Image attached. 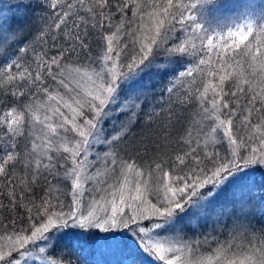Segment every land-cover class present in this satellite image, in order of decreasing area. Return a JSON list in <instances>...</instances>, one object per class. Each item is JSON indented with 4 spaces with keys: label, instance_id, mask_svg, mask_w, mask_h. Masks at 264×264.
Instances as JSON below:
<instances>
[{
    "label": "snow or ice",
    "instance_id": "6c2138e0",
    "mask_svg": "<svg viewBox=\"0 0 264 264\" xmlns=\"http://www.w3.org/2000/svg\"><path fill=\"white\" fill-rule=\"evenodd\" d=\"M33 4L42 13L35 56L24 41L15 47L17 18H0V96L14 98L0 109V194L13 209L25 207L30 222L7 237L0 264L33 258L30 244L40 264H72L70 255H56L53 234L65 230L128 232L154 264H264V227L252 222L264 216L257 196L264 185L250 175L264 173V10L217 32L205 15L213 0H21L17 7ZM89 30L101 51L85 63ZM153 72L166 85L149 98L142 81ZM194 74L208 79L196 85ZM185 77L189 88L178 94ZM134 137L138 155L151 151L146 171L120 156ZM97 145L103 151L93 153ZM61 184L72 198L68 212L51 210ZM38 187L45 188L39 202L28 199ZM93 191L111 199L89 200ZM193 220L223 225L231 240L186 238ZM238 238L248 243L242 259L233 251ZM205 245L210 255L200 254Z\"/></svg>",
    "mask_w": 264,
    "mask_h": 264
},
{
    "label": "trees",
    "instance_id": "16d2710c",
    "mask_svg": "<svg viewBox=\"0 0 264 264\" xmlns=\"http://www.w3.org/2000/svg\"><path fill=\"white\" fill-rule=\"evenodd\" d=\"M20 2L21 0H0V8L3 9V14H0V18H4V17L9 18L13 16L17 18V21L21 27V30H20L19 41L17 42L15 47L19 48L20 46H22L20 41H24L28 43L29 45H31L32 48L35 49V51L31 53L32 56H35L41 50V47H42L40 42L35 40V35L38 34V25L41 23V21L39 20V17L41 16L42 13H41V10L35 4H33V7L28 9L27 11L23 7H17V5L20 4ZM254 2H257L259 5L262 4V6H264V0H254ZM248 3L250 4V2ZM215 4L216 3H213L212 6L209 7L210 10L205 13V15L208 16V21H215V19L217 20L222 14H225V15L231 14V10H228L225 8L233 4H227V7H222V8L216 9V11H213L212 7H214L213 5ZM256 10L261 11L263 10V7H259L256 5ZM211 14L214 19H212V17L210 16ZM21 17H23V20L19 19ZM246 20L247 21L252 20V14L242 17L240 22L236 21L238 24H233V30L236 25L245 24L247 22ZM224 24L225 22L219 21L217 23H209V27L210 29L212 28L217 29L216 30L217 32L221 30L226 32L227 29H226V26H224ZM86 43L88 45L87 54H86V57L82 56L81 59L85 63H88V62L94 61L98 53L101 51V45L96 38L95 30H89ZM43 47L45 48V50H47V45H44ZM24 62L25 61H22V63ZM195 63L196 61L193 60L192 64H183L177 67L180 70H183L184 67H191ZM194 75H196V85L199 84L202 76L205 80L208 79L206 74H194ZM191 79H192L191 77H185V78H181V82H177L176 88H177L178 94H182L184 90L189 88V81ZM212 79H213V82L215 83L216 78H212ZM142 84L152 89V91L149 92V98H151L153 95H159L162 88L166 85V80L162 78L160 75L153 72V73H149L143 78ZM227 84L228 82H226L225 84L226 90H227ZM167 86L170 87L171 85L167 84ZM194 86L195 85H193V87ZM13 99L14 98L7 96V95L0 96V101H3L2 103H0V109L6 110L7 104L13 102ZM165 99H167V97H165ZM195 110L196 109L194 107L190 108L188 113H185V115L191 116L195 112ZM53 119L56 120L58 118L54 117ZM106 130L110 131L111 125H106ZM178 130H179V126H177V133H178ZM140 131L141 130L139 128L136 129L137 137ZM30 134H31V126L29 125V135ZM38 134L39 133L37 132V135ZM137 137H134L132 140L120 146V156L125 159L131 157V159L135 160L138 164L142 162L143 167L140 169V171H146L147 165L150 163L149 157L151 156V151H149L148 153H145L141 149L138 155L137 151L133 147L134 145H138L139 143V140ZM217 139H219V134H217ZM96 149H99L101 152L103 151L102 149H100V146ZM219 150L223 154L222 146L219 148ZM92 152L93 153L96 152L95 148L92 149ZM16 174L19 176L21 173L17 171ZM250 175L253 176L260 184L264 185V173L257 172V173H251ZM130 178L132 179L133 182H135L136 177L134 174ZM154 178L155 177H153V179ZM49 179L51 180V178ZM52 182L57 183L56 181H52ZM151 182L152 181L150 180L149 183ZM2 186L3 184L0 183V187ZM60 187L63 190V194L60 195L59 201H57L56 199H52L53 207L51 210L56 211V212H59L60 210L65 209V207H69L72 202V198H71V195L69 193L67 186L61 184ZM153 187H155V185H153ZM44 190H45L44 187H38L34 189L32 193L28 194V199H33L39 202L38 198L39 196L43 194ZM98 195H99V198L97 197V200L100 199L101 197L111 199V197H109L108 192H105V191L98 192ZM257 196L264 198V191L258 190ZM20 199L21 197L17 196V200H20ZM26 202L27 200H25V203ZM0 203H2L5 206L3 209H0V247H5L10 244V241H8L7 239L8 236L20 230H27L30 227V222L28 219L29 213L27 212L25 207H23L22 205L15 207L13 209L12 205L9 203V199H8L6 192L4 194H0ZM125 208H128V207H125ZM33 215H34V210H33ZM39 222H40L39 217H35V219L32 221V223H37V225ZM252 222L253 224L256 225L257 228L264 227V216H261L257 213L253 217ZM206 224H203L202 225L203 229L201 227V230L200 231L197 230L194 234L192 232L193 228H190V227L186 228L184 229V232L182 233V235H184L186 238L195 239V240L203 239L204 235H208L210 239L211 237L215 236L221 242H224L225 240H231V237L228 236L227 233L225 232L223 228L224 226L220 228L219 225H216L219 227V229H222V230L212 232L211 228H209L210 226H207ZM67 232H71L73 235L67 236L66 235ZM76 233H79V231L78 230H75V231L65 230L58 237L53 236L54 242L57 243L56 255L58 256H63L66 254L70 255L72 264H100L99 260H95L94 257L91 255V252L85 251L83 244L80 241L75 239ZM24 234H27V232L25 231ZM233 243L238 248V250L234 249L233 251L236 252L237 256L242 259L243 257L239 256V252L241 253V251L244 250L248 246L247 241L244 240L243 238H238L234 240ZM208 247H209L208 245H205L203 248L200 249V251L202 253L207 252ZM211 247L215 248L216 245L212 244ZM128 251L123 250L121 252L122 255H120L121 258H119L118 263L120 262V259L126 258L128 260L124 264H154V259L145 255L143 252H140V254L137 252V255L133 256L132 254L128 253ZM13 256H16L15 252H13ZM118 263H115V264H118Z\"/></svg>",
    "mask_w": 264,
    "mask_h": 264
},
{
    "label": "rangeland",
    "instance_id": "374dc122",
    "mask_svg": "<svg viewBox=\"0 0 264 264\" xmlns=\"http://www.w3.org/2000/svg\"><path fill=\"white\" fill-rule=\"evenodd\" d=\"M248 2H250V4ZM213 3H216L215 5H213L214 7H212L213 11H216V9H219L222 7H227V4H233V5L225 8V9L231 10L230 15L222 14L217 20L215 19V21H208L209 23H217L219 21H223V22H225L224 26H226V29H229V28L233 29V24H238L236 21L240 22L241 18L245 17L246 15L252 14V20H256L259 17L258 15L262 11V10L257 11L256 5L259 7H263V10H264V6H262V4L259 5L257 2H254V0H213ZM210 6H212V5H210ZM210 6H208V7H210ZM0 14H3V9H1V8H0ZM210 16L212 17V14ZM4 18H8V17H4ZM206 18L208 20V16H206ZM212 19H214V18L212 17ZM243 20H245V19H243ZM252 20H249V21H252ZM249 21H247V22H249ZM98 147H99V145L96 146V148H98ZM96 148H95V150L97 151L98 149H96ZM92 193H93L92 197L91 196L88 197L89 200H91L93 197L95 199H97V197L99 198L98 192L93 191ZM117 202H118V200H117ZM71 204H72V202H71ZM70 210H71V208L69 206V207H65V209H62L60 211L68 212ZM124 212L126 214H131L132 209L125 208ZM202 225L203 224L200 221L193 220L192 224L191 225H185L184 229L190 227L193 229L198 228V231H200ZM206 225L210 226L209 228H211L212 232L222 230V229H219V227L221 228L223 226V225H219V227H218L215 224H213L212 221H208ZM202 229H203V227H202ZM61 234H62V232L61 233H54L53 236L58 237ZM66 235L70 236L73 234L71 232H67ZM75 235H76L75 239L80 241L83 244L85 251H87V252L90 251L91 255L94 257V259L99 260L100 264L118 263L119 258H121L120 255H122L121 252L123 250H127V251L129 250L128 253L132 254L133 256L137 255V252L139 254L141 252L138 245L135 243V241L133 240V238L131 237V235L128 232H118V233H114V234H111L109 236H106L103 233V231L93 232V233H81L79 231V233H76ZM28 246H29V248L32 249V257L33 258L21 256V257H19V259L21 260V264H40L39 260L35 259V256H36L35 247L31 244ZM5 247H7V246H5ZM235 249L238 250L237 247ZM21 251H23V249ZM141 254H143V253H141ZM200 254L204 255V256L210 255L208 249H207V252H204V253H202L200 251ZM239 254H240V252H239ZM127 260L128 259H126V258H122V259H120V262L118 264H124Z\"/></svg>",
    "mask_w": 264,
    "mask_h": 264
}]
</instances>
